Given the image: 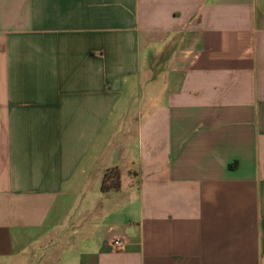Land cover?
<instances>
[{
  "label": "crops",
  "instance_id": "0c3cea01",
  "mask_svg": "<svg viewBox=\"0 0 264 264\" xmlns=\"http://www.w3.org/2000/svg\"><path fill=\"white\" fill-rule=\"evenodd\" d=\"M0 264H264V0H0Z\"/></svg>",
  "mask_w": 264,
  "mask_h": 264
},
{
  "label": "trees",
  "instance_id": "16d2710c",
  "mask_svg": "<svg viewBox=\"0 0 264 264\" xmlns=\"http://www.w3.org/2000/svg\"><path fill=\"white\" fill-rule=\"evenodd\" d=\"M121 189V174L118 168L108 170L102 181L101 191L103 193L118 192Z\"/></svg>",
  "mask_w": 264,
  "mask_h": 264
},
{
  "label": "built area",
  "instance_id": "2783aa9c",
  "mask_svg": "<svg viewBox=\"0 0 264 264\" xmlns=\"http://www.w3.org/2000/svg\"><path fill=\"white\" fill-rule=\"evenodd\" d=\"M111 246L115 251L121 252V251H124L126 249L127 243H126L125 239L118 238L112 242Z\"/></svg>",
  "mask_w": 264,
  "mask_h": 264
}]
</instances>
